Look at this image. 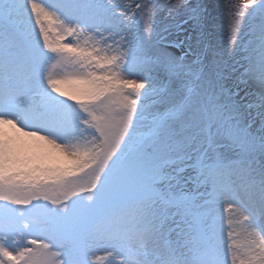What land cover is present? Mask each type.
I'll list each match as a JSON object with an SVG mask.
<instances>
[{
	"label": "snow or ice",
	"instance_id": "6c2138e0",
	"mask_svg": "<svg viewBox=\"0 0 264 264\" xmlns=\"http://www.w3.org/2000/svg\"><path fill=\"white\" fill-rule=\"evenodd\" d=\"M224 7L231 51L202 0H0V264H264V0Z\"/></svg>",
	"mask_w": 264,
	"mask_h": 264
},
{
	"label": "rangeland",
	"instance_id": "374dc122",
	"mask_svg": "<svg viewBox=\"0 0 264 264\" xmlns=\"http://www.w3.org/2000/svg\"><path fill=\"white\" fill-rule=\"evenodd\" d=\"M41 1H45V0H41ZM119 2L128 3L129 0H119ZM156 2L168 3L169 0H156ZM183 2L184 0H170V4L174 6L175 12L180 11V6L182 5ZM202 2L204 3L206 8L208 9V12L215 21V40L220 44L222 50L231 51L230 39L232 34L229 27L230 25V18L228 15L229 9L225 8L224 5L228 4L230 8L231 5L233 4H240L241 0H202ZM144 19L145 18H141V17L134 18L136 31L140 35L145 34ZM155 19L156 22L160 25L167 24L170 20L167 9L159 12ZM177 53H179V49H177ZM179 54L182 55V53ZM59 71L60 69H55V72H59ZM155 78L164 86H168L170 83L168 80L164 78V74L162 72L156 73ZM98 255H103V253H98Z\"/></svg>",
	"mask_w": 264,
	"mask_h": 264
},
{
	"label": "bare ground",
	"instance_id": "6f19581e",
	"mask_svg": "<svg viewBox=\"0 0 264 264\" xmlns=\"http://www.w3.org/2000/svg\"><path fill=\"white\" fill-rule=\"evenodd\" d=\"M37 3H43V4H45V6H47V2L37 1ZM53 71L55 72V69ZM131 78H136V77H131ZM224 208H226V205H224ZM221 211L223 212V215H224L225 219L227 220L229 213L227 211H224L223 208H221ZM240 219H241V217H239L238 214H233L234 225H235L236 221H238Z\"/></svg>",
	"mask_w": 264,
	"mask_h": 264
}]
</instances>
